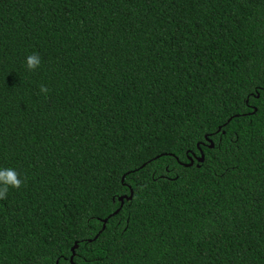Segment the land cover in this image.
I'll list each match as a JSON object with an SVG mask.
<instances>
[{
  "label": "trees",
  "instance_id": "obj_1",
  "mask_svg": "<svg viewBox=\"0 0 264 264\" xmlns=\"http://www.w3.org/2000/svg\"><path fill=\"white\" fill-rule=\"evenodd\" d=\"M7 168L0 264H264V0H0Z\"/></svg>",
  "mask_w": 264,
  "mask_h": 264
},
{
  "label": "clouds",
  "instance_id": "obj_2",
  "mask_svg": "<svg viewBox=\"0 0 264 264\" xmlns=\"http://www.w3.org/2000/svg\"><path fill=\"white\" fill-rule=\"evenodd\" d=\"M41 58L38 54H31L26 58V66L28 71H36L41 66ZM40 92L47 95L49 89L45 85L40 86ZM23 181L19 174L11 168L0 169V199H5L9 188L20 189Z\"/></svg>",
  "mask_w": 264,
  "mask_h": 264
},
{
  "label": "water",
  "instance_id": "obj_3",
  "mask_svg": "<svg viewBox=\"0 0 264 264\" xmlns=\"http://www.w3.org/2000/svg\"><path fill=\"white\" fill-rule=\"evenodd\" d=\"M254 110H255V108H254ZM231 119V117L228 119V121ZM219 129H220V127H219ZM218 129V130H219ZM208 141L210 142V145H209V147H213V144H212V141L210 140V139H208ZM159 155H157L156 157H158ZM195 159L198 161V162H202L203 160H204V153H203V151L202 150H200V154L198 155V156H196L195 157ZM193 158H190V161L188 162V163H185L184 165H186V166H190V165H192L193 164ZM144 165V164H143ZM143 165H141V166H143ZM123 177H124V175L122 176V179H123ZM132 194H133V191H132V189L130 188V194L127 196V195H121V196H118V200L120 201V205H119V207L116 209V210H114L111 214H109L107 217H105V218H103L102 219V227H101V229H100V231L101 230H103L104 228H105V224H106V222H107V219L110 217V216H112L113 214H116L118 211H119V209H120V207L122 206V204H123V201H124V199H130L131 197H132ZM99 231V232H100ZM98 234L99 233H97L92 239H89V241L90 240H93V239H96L97 238V236H98ZM76 244L77 243H75V245L72 247V256L74 255V248L76 247Z\"/></svg>",
  "mask_w": 264,
  "mask_h": 264
}]
</instances>
